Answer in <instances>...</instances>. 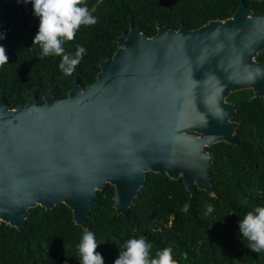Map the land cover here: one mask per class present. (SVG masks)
Listing matches in <instances>:
<instances>
[{
  "label": "water",
  "instance_id": "obj_1",
  "mask_svg": "<svg viewBox=\"0 0 264 264\" xmlns=\"http://www.w3.org/2000/svg\"><path fill=\"white\" fill-rule=\"evenodd\" d=\"M116 42L95 82L66 99L50 90L15 109L0 99V223L22 231L30 209L64 204L87 230L99 191L113 186L127 216L150 172L214 196L207 148L235 144L240 126L227 98L264 99V14L242 1L226 20L158 25L153 37L131 25Z\"/></svg>",
  "mask_w": 264,
  "mask_h": 264
},
{
  "label": "trees",
  "instance_id": "obj_2",
  "mask_svg": "<svg viewBox=\"0 0 264 264\" xmlns=\"http://www.w3.org/2000/svg\"><path fill=\"white\" fill-rule=\"evenodd\" d=\"M244 2L254 16L264 14V0H86L97 23L82 26L73 41L63 45L74 55L77 45L86 52L71 75L63 73L61 57L44 56L33 43L39 20L25 0H0V46L8 63L0 66V99L10 109L37 97L40 104L52 90L66 99L75 83L84 88L95 82L100 63L117 50L116 40L134 25L148 37L158 25L195 30L212 20H226ZM257 61L264 62V51ZM237 106L233 121L240 124L236 143L207 148L214 153L210 176L214 196L196 188L189 193L182 179L147 173L144 186L127 216L114 207V187L99 191L88 218L104 264H114L129 239L145 238L153 247L150 256L172 249L177 264H264V252L249 249L239 233V222L256 207H264V99L251 89L227 98ZM189 204L187 212L183 206ZM206 205L213 211L207 213ZM207 213V214H206ZM64 204L53 210L30 209L22 231L0 223V264H81L78 246L84 233Z\"/></svg>",
  "mask_w": 264,
  "mask_h": 264
},
{
  "label": "clouds",
  "instance_id": "obj_3",
  "mask_svg": "<svg viewBox=\"0 0 264 264\" xmlns=\"http://www.w3.org/2000/svg\"><path fill=\"white\" fill-rule=\"evenodd\" d=\"M33 5L34 15L39 20L38 32L34 42L42 48L44 56L55 55L61 57L60 70L71 75L83 58L86 49L77 45L74 55L68 54L64 48L65 42L73 41L82 26L97 23L96 18L86 6V0H25ZM4 38L0 35V40ZM8 63L6 49L0 46V66ZM258 73L260 69L256 70ZM190 205L185 204L183 211L187 212ZM207 213L213 208L206 205ZM206 213V214H207ZM239 233L249 242L252 252H264V207H256L248 212L239 222ZM153 245L145 238L129 239L122 251L119 252L114 264H177L173 259L172 249L165 248L150 256ZM98 248L95 235L91 231H84L78 250L81 264H104Z\"/></svg>",
  "mask_w": 264,
  "mask_h": 264
}]
</instances>
